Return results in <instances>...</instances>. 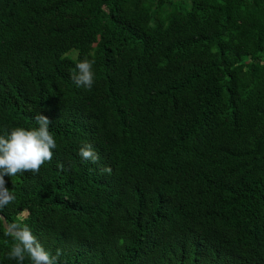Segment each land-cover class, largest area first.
<instances>
[{
  "label": "trees",
  "instance_id": "obj_1",
  "mask_svg": "<svg viewBox=\"0 0 264 264\" xmlns=\"http://www.w3.org/2000/svg\"><path fill=\"white\" fill-rule=\"evenodd\" d=\"M37 113L57 147L0 212L57 264H264V0H0V134Z\"/></svg>",
  "mask_w": 264,
  "mask_h": 264
},
{
  "label": "clouds",
  "instance_id": "obj_2",
  "mask_svg": "<svg viewBox=\"0 0 264 264\" xmlns=\"http://www.w3.org/2000/svg\"><path fill=\"white\" fill-rule=\"evenodd\" d=\"M95 60L87 57L78 62V71L72 74V79L78 87L90 89L94 84ZM35 121L38 127H14L10 131L0 134V209H3L16 200L15 194L6 186L5 177H14L20 172L38 173L46 161H51L53 150L57 147L54 135L49 130L50 120L47 116L37 113ZM79 155L84 160L97 162L99 156L90 143L79 149ZM63 167V166H61ZM111 173L110 167L101 169ZM6 229L5 234L10 236L14 244L9 252V258L17 264H24L26 258L31 264H57L61 255L58 249L55 255L47 251L26 224L8 223L0 217Z\"/></svg>",
  "mask_w": 264,
  "mask_h": 264
},
{
  "label": "water",
  "instance_id": "obj_3",
  "mask_svg": "<svg viewBox=\"0 0 264 264\" xmlns=\"http://www.w3.org/2000/svg\"><path fill=\"white\" fill-rule=\"evenodd\" d=\"M0 217H3L5 220H7L6 217L4 216V214L1 213V212H0ZM7 222H8V221H7ZM3 226H4V225H3Z\"/></svg>",
  "mask_w": 264,
  "mask_h": 264
}]
</instances>
